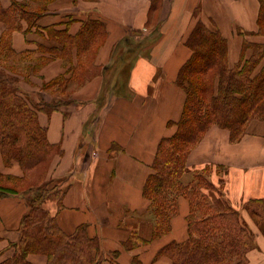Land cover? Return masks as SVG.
Segmentation results:
<instances>
[{
    "label": "crops",
    "instance_id": "crops-1",
    "mask_svg": "<svg viewBox=\"0 0 264 264\" xmlns=\"http://www.w3.org/2000/svg\"><path fill=\"white\" fill-rule=\"evenodd\" d=\"M42 2L0 0L2 51L41 54L45 59L50 57L44 56L48 47L62 49L58 40L49 37V29H67L75 36L87 23H97L92 26L95 37L85 42L83 51L77 53L74 48L70 58L50 57L55 75L64 72L66 65L71 71L76 66L86 79L70 94L72 103L50 115H39L49 143L60 150L45 180H54L63 191L44 207L67 235L85 227L89 237L100 240L99 264H114L112 256L118 264H173L160 252L188 239L189 201L179 199L171 231L156 240L149 222L124 215L126 210L144 212L149 207L143 190L158 146L176 133L184 111L186 93L177 79L192 57L186 43L194 28L202 22L223 35L233 68L252 56L253 50L244 47L246 42L264 44V36L257 34L260 0H51L40 6ZM19 8L32 14L31 21ZM120 49L132 56L120 59ZM263 65L264 60L255 74ZM94 71L93 79L87 81ZM207 165L213 169L212 181L223 184L231 201L264 200V120H252L237 143L231 141L228 130L212 126L191 152L187 170ZM24 175L20 164L7 163L0 150V181L8 183ZM33 196L23 191L0 197V264H8L19 253L22 221ZM120 222L139 223L140 236L149 242L125 249L127 232L124 239L105 233V225L124 232ZM107 241L115 246L107 247ZM26 261L48 264V257L30 254Z\"/></svg>",
    "mask_w": 264,
    "mask_h": 264
},
{
    "label": "trees",
    "instance_id": "trees-1",
    "mask_svg": "<svg viewBox=\"0 0 264 264\" xmlns=\"http://www.w3.org/2000/svg\"><path fill=\"white\" fill-rule=\"evenodd\" d=\"M260 4L257 34L264 36V0H260ZM19 9L29 15L31 21L32 14ZM89 24H86L88 29L85 26L75 36L69 34L67 29L60 32L49 29V37L58 40L62 49L57 51L48 47L46 53L50 57L68 58L71 49L77 48V53L83 51L87 47L85 42L89 44L96 34L92 26L97 23ZM186 45L191 49L192 57L177 79V84L186 93L184 111L176 124V133L161 140L152 165L153 172L143 190L150 207L160 212L162 210L164 216L162 218L160 213L156 214L152 240L171 231V221L178 213L179 199L184 197L189 201L188 239L183 243H171L160 252V255L169 257L173 264H177L178 257L197 258L203 262L209 258L216 260L220 245L228 242L230 248H239L241 243L246 246L242 227L237 230L236 225L231 226L226 221L231 217L224 216V212L206 193L216 189L206 174L196 173L192 181L185 180L190 173L187 161L212 126L228 130L231 141L237 143L246 134L252 120H264V65L255 74L264 60V44L246 42L244 47L253 50L252 56L233 68L228 63L227 40L219 31L209 29L202 22L196 25ZM80 69L83 70V66ZM77 70L79 68L76 66L72 69V76L77 74L78 79L83 78L84 73ZM28 99L15 80L0 71V150L6 162H18L25 175L42 167L44 171L47 167L48 170L60 152L49 143L47 130L39 123V115L45 112L51 114L72 103L69 97L56 98L51 104L45 103L42 94L31 95L29 100L32 104ZM23 191L34 196L30 199V211L22 221V236L17 244L19 253L8 264H29L26 259L30 254L46 255L48 264H99L97 238L89 237L85 227L67 235L58 226L56 218L45 209L44 204L60 198L63 193L54 180H43L38 186ZM23 191L7 185L0 186V197L18 195ZM260 200L252 201L261 203ZM236 230L237 234L233 236ZM136 236L137 239L131 237L123 246L131 250L149 242L138 234Z\"/></svg>",
    "mask_w": 264,
    "mask_h": 264
},
{
    "label": "rangeland",
    "instance_id": "rangeland-1",
    "mask_svg": "<svg viewBox=\"0 0 264 264\" xmlns=\"http://www.w3.org/2000/svg\"><path fill=\"white\" fill-rule=\"evenodd\" d=\"M42 2V0H41ZM51 0H47L42 2L40 6H46L50 3ZM21 6H27L25 3H21ZM138 33L134 35L137 37ZM49 53L44 54L46 56ZM120 55V59L125 57L128 60L132 54L130 52H124V50H119L117 56ZM41 54L36 57L33 53L23 54V55H16L11 50L5 49L2 51L0 48V71L6 72L9 76H11L20 90L27 95V98H31V95L42 94L43 100L45 103H53L55 99H68L70 94L83 83H85V77L82 79H78L77 74H73L72 71L67 69L68 65L65 67V71L55 75L52 71V63L53 60L50 57L42 58L40 57ZM78 71V70H77ZM95 76L94 72H89L88 80L90 81ZM28 101L31 103V101ZM32 104V103H31ZM45 115H50L48 113H41ZM94 120V118H92ZM196 148V147H195ZM194 148V149H195ZM48 168V167H47ZM39 168L36 172H32L29 174L24 175V178L11 180L8 183H3L0 181V186H10L14 187L17 190H26L32 187L38 186V184L46 179V174L48 173L49 169ZM221 171V169L219 168ZM190 173L187 174V178L185 180L192 181L193 178L196 176V173L203 172L206 174V177L212 181V173L213 169L212 166L207 165L202 169H196L194 171H188ZM45 173V174H44ZM199 175V174H197ZM214 184V182L212 181ZM220 185H215V191L206 192L210 199L224 212V216H230L231 218L226 219V221L231 225L238 228L242 227L244 231V238L246 241V246H242L240 244L239 248L232 247L230 248L229 242L225 245H220V253L217 254L218 259L209 258L206 261H200L197 258H185V257H178L176 258L177 264H264V200L261 199V203L253 202L252 200H235L234 202L228 199L223 192V184L219 182ZM27 199V197H25ZM256 200V199H255ZM225 208V209H224ZM162 212V210H161ZM160 211L153 209L152 207L147 208L144 212H130L126 210L124 218L126 219H133L139 222H149L151 229L149 230L153 232L155 230V224L157 222L156 214L162 215ZM106 212H104V215ZM123 222V221H122ZM164 222V221H163ZM121 227L125 229L124 232L118 231L111 227L110 225H105V233H110L117 235V237L125 238L124 234L126 232L127 240L131 237L137 239V234H139V223L125 225L121 223ZM112 225V224H111ZM160 227V224H159ZM236 232L233 233V236L237 234ZM98 240V239H97ZM99 247L101 249L100 240H98ZM106 246L113 247L115 246L113 242L107 241ZM125 248V246H123ZM137 246L135 248H139ZM126 249V248H125ZM119 252V251H118ZM110 260L114 264H118L116 258L113 256Z\"/></svg>",
    "mask_w": 264,
    "mask_h": 264
}]
</instances>
